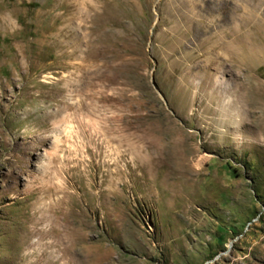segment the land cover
<instances>
[{"label":"rangeland","instance_id":"rangeland-1","mask_svg":"<svg viewBox=\"0 0 264 264\" xmlns=\"http://www.w3.org/2000/svg\"><path fill=\"white\" fill-rule=\"evenodd\" d=\"M0 264H264V0H0Z\"/></svg>","mask_w":264,"mask_h":264},{"label":"bare ground","instance_id":"bare-ground-1","mask_svg":"<svg viewBox=\"0 0 264 264\" xmlns=\"http://www.w3.org/2000/svg\"><path fill=\"white\" fill-rule=\"evenodd\" d=\"M57 44V43H56ZM55 44V45H56ZM75 45H77V47H76V53H79L80 51H81V49H80V46H81V44L80 43H77V44H75ZM57 46V45H56ZM58 48V47H57ZM74 52V51H73ZM72 53H66L65 52V55L66 56H69V55H71ZM75 55V54H74ZM221 81H222V78H220L219 79V81L218 80H216L215 82H217V83H221ZM185 107V106H184ZM188 107V106H187ZM187 109V108H186ZM186 109H184L183 108V110H186ZM182 110V111H183ZM233 117H235L234 115H232ZM238 123V122H237ZM232 124H234V125H236V122L235 121H233L232 122ZM216 126V125H215ZM38 134L39 135H41V131H39L38 132ZM41 142V141H40ZM40 142H38V144L40 143ZM57 142V140H56V138H54V143H56ZM48 167H49V163H46L45 164V166L43 167V171H42V174L44 175V173H46V171H48L47 169H48ZM55 180H56V183H57V186H54L53 188H50V189H47L48 191H46V192H43L42 190H40V191H38L39 193V196H38V199H43V197L44 196H46L47 194H50V195H47V196H54V195H56L57 193H61L63 196L61 197V198H58L57 200H51V202H49L47 205H45V204H42L43 205V208H44V210H43V208L42 209H37V210H33V211H30V210H28V212H27V210H24V209H20V211H21V215L22 216H24V214H28L29 215V217L30 218H32L33 220H32V222H33V227H32V231L33 232H36V231H38V232H41L42 234L44 233V232H46V230H47V228H48V226L50 227L51 226V224L48 222V219H47V216H46V214H47V212H49L47 209H50L52 206L54 207V208H57V207H59V206H61L62 204H65L67 201H66V198H67V196H66V193H65V188L63 187V180H60L59 178H58V176H56L55 177ZM65 195V196H64ZM37 199V200H38ZM36 207V206H35ZM46 209V210H45ZM61 209V208H60ZM63 221V220H62ZM55 223V222H54ZM63 223V222H62ZM64 224V223H63ZM57 226V225H56ZM55 226V227H56ZM57 227H59V226H57ZM67 226L66 225H61V228H65L64 230H62V235L60 236L59 235V238H61L62 240H67V234H68V232H67V230L69 229V228H66ZM51 228V227H50ZM60 233V234H61ZM64 233V234H63ZM38 238V237H37ZM35 240V239H34ZM48 242V241H47ZM31 243V242H30ZM38 243H39V240H36V242H32V244H31V246H33L32 247V252H34V251H36V250H38V248L40 247V246H37L38 245ZM42 243V242H41ZM42 246V245H41ZM60 246V247H59ZM57 248H58V252H59V254H56V257L60 260V258H61V256L63 255V251L65 252L66 250H67V244H65L64 243V241H62V244H59L58 246H57ZM67 252H68V250H67ZM65 254V253H64ZM66 256H69V255H66ZM57 259V260H58ZM62 259H64V257L62 256ZM56 260V261H57ZM55 263V262H54Z\"/></svg>","mask_w":264,"mask_h":264}]
</instances>
